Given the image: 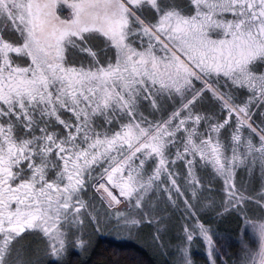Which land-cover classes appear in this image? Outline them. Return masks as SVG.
<instances>
[{"label":"snow or ice","instance_id":"1","mask_svg":"<svg viewBox=\"0 0 264 264\" xmlns=\"http://www.w3.org/2000/svg\"><path fill=\"white\" fill-rule=\"evenodd\" d=\"M101 226L264 264V0H0V264Z\"/></svg>","mask_w":264,"mask_h":264},{"label":"trees","instance_id":"2","mask_svg":"<svg viewBox=\"0 0 264 264\" xmlns=\"http://www.w3.org/2000/svg\"><path fill=\"white\" fill-rule=\"evenodd\" d=\"M233 227V222L229 220L219 225L220 231L225 234L231 233ZM86 238L89 241L86 252L72 257L76 264H166L171 259L164 251L159 254L153 247L138 241L113 240L99 233L87 235ZM192 253L196 264H204V251L198 244L192 246Z\"/></svg>","mask_w":264,"mask_h":264},{"label":"rangeland","instance_id":"3","mask_svg":"<svg viewBox=\"0 0 264 264\" xmlns=\"http://www.w3.org/2000/svg\"><path fill=\"white\" fill-rule=\"evenodd\" d=\"M99 233L106 238L118 240V241H138L140 244H148L149 246L153 247L155 252L161 254L162 251H166L165 249H157V247L153 244L152 236L155 234V229L153 227L144 226L140 228L139 230H134L132 233L128 232H117L113 230L111 227H97L95 229H89L88 235ZM175 236V231H172L171 233H168L165 235V242L166 243H174L175 241H172V237ZM87 239V238H86ZM253 247H258L259 241L258 238L253 236ZM171 240V242H170ZM163 254V253H162Z\"/></svg>","mask_w":264,"mask_h":264}]
</instances>
